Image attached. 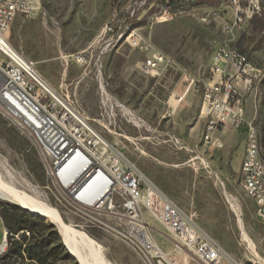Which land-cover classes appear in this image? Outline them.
<instances>
[{
  "label": "rangeland",
  "instance_id": "obj_1",
  "mask_svg": "<svg viewBox=\"0 0 264 264\" xmlns=\"http://www.w3.org/2000/svg\"><path fill=\"white\" fill-rule=\"evenodd\" d=\"M39 1L40 7L33 14L42 11L46 14L56 39L55 49L61 48L64 53L71 54L67 64L60 58L59 69L55 72L56 77H61L65 65H68L67 80L46 82L58 92H68L85 110L103 138L117 143L118 149L138 172L192 217L225 251L237 259H245L246 243L250 242L263 254L264 225L254 217L252 201L241 190L238 160L230 165L231 159H237L243 153V132L227 128L219 135L223 141L222 149L209 148L204 140V119L200 116L209 60L216 46L226 40L211 21L209 11L218 10L223 0H219L215 8L190 0L182 4L177 0H116L113 3L102 0L91 20L83 17L82 0ZM259 2L262 6L260 16L254 18L246 29L235 30L230 45L245 53L252 66L261 73L260 80L241 95L244 96V118L252 121L258 130L264 160V0ZM74 11H78L77 21L72 22ZM131 12L133 16H130ZM207 15L208 20L203 22L202 18ZM129 27L138 29L150 48L173 61L171 69L158 75L142 74L143 102L141 110L134 113V124L127 123L120 116L115 119L100 116L104 114L103 93L117 101L108 91L110 86L119 91L120 98L125 97L121 90L124 81H103L101 58L116 46L128 47L125 42ZM89 45L93 54L85 50ZM132 50L140 53L144 61L145 53ZM175 96L182 98L177 102ZM117 102L128 107L126 103ZM169 137L178 139L184 149L167 143ZM200 156L210 162L224 189L200 169ZM0 177L17 190L57 210L66 224L97 244L108 264H144L116 230L100 227L63 201L45 178L35 148L1 116ZM229 196L239 203V219L230 210ZM5 207H17L26 212L13 202L0 200V211ZM32 216L51 224L39 215ZM144 216L153 229L155 241L163 247L170 245L160 224L150 215ZM53 227L57 231L54 224ZM117 230L123 231L122 228ZM4 231L0 217V245Z\"/></svg>",
  "mask_w": 264,
  "mask_h": 264
},
{
  "label": "built area",
  "instance_id": "obj_2",
  "mask_svg": "<svg viewBox=\"0 0 264 264\" xmlns=\"http://www.w3.org/2000/svg\"><path fill=\"white\" fill-rule=\"evenodd\" d=\"M39 7V0H0V116L35 148L45 178L63 201L100 227L116 230L144 264H264V253L256 251L253 243H246L245 259L225 251L192 217L146 180L117 143L103 138L68 92L56 91L33 63L11 46L14 19L29 17ZM261 13L259 0H223L218 10L209 11L211 21L226 40L211 55L200 116L204 119V140L209 148L222 149L223 141L217 134L227 128L243 132L239 176L240 181L248 182V189L241 190L252 201L254 217L264 225V160L259 133L253 122L244 118V96L236 86L241 82L244 92L249 90L260 80L261 73L250 61L238 60V53H243L238 48H227L234 31L246 29ZM208 17L202 20L206 22ZM125 43L146 54L143 73L158 75L172 68L173 61L150 48L138 29ZM103 95L104 114L100 116H120L127 123H135L133 111L106 93ZM166 142L184 149L178 139L169 137ZM199 164L206 176L224 189L210 162L200 156ZM101 190L102 194L91 201ZM227 201L239 219L238 201L232 196ZM145 214L160 224L170 245L163 247L155 241ZM4 251L5 247L0 248V255Z\"/></svg>",
  "mask_w": 264,
  "mask_h": 264
},
{
  "label": "crops",
  "instance_id": "obj_3",
  "mask_svg": "<svg viewBox=\"0 0 264 264\" xmlns=\"http://www.w3.org/2000/svg\"><path fill=\"white\" fill-rule=\"evenodd\" d=\"M101 1L102 0L81 1V11L86 20H91L94 17L96 7ZM50 2L52 1L50 0ZM74 13L73 18L71 19L72 22L77 21L78 11H74ZM67 16L71 18L70 15ZM9 43L11 46L13 44L26 60L34 64L38 73L46 81H52L53 83L54 81L67 80L66 70L68 69V65H65L61 77H56L55 72L59 69L60 58L64 59L67 64L68 58L71 57V54L64 53L61 48L55 49L56 39L53 28L51 25H48L46 14L43 11L30 15L29 17L17 16L12 23ZM85 50L91 51L92 46L89 45ZM91 53L93 54V51H91ZM101 61L103 81H124L121 85V90L125 97L120 98L121 96L117 94L119 91L117 90V92L111 89L112 86L108 88V91L117 99V101L126 103L128 105V107L125 106L127 109H133L135 111H133L134 113H138L139 110H141L143 102L141 93L143 61L141 60V54L132 50L130 47L116 46L111 50L106 51L102 55ZM236 86L239 91L242 90L240 92H244V85L241 82H237ZM130 94L131 97H128ZM176 101L179 100L176 99ZM224 131L225 130L219 132L217 135L222 134ZM243 154L244 147L243 153L240 154L237 159H231L230 165L236 164L238 160L240 169Z\"/></svg>",
  "mask_w": 264,
  "mask_h": 264
},
{
  "label": "trees",
  "instance_id": "obj_4",
  "mask_svg": "<svg viewBox=\"0 0 264 264\" xmlns=\"http://www.w3.org/2000/svg\"><path fill=\"white\" fill-rule=\"evenodd\" d=\"M184 1L187 0H177L179 4ZM190 1L211 8L219 3V0ZM0 217L6 231V247L0 255V264H77L52 224H45L40 217L17 207L1 208Z\"/></svg>",
  "mask_w": 264,
  "mask_h": 264
},
{
  "label": "bare ground",
  "instance_id": "obj_5",
  "mask_svg": "<svg viewBox=\"0 0 264 264\" xmlns=\"http://www.w3.org/2000/svg\"><path fill=\"white\" fill-rule=\"evenodd\" d=\"M205 22V20H202ZM137 29L127 28L126 42L134 34ZM231 41H227V48L231 47ZM220 46V44L218 45ZM238 60L249 61L245 53H238ZM261 78V77H260ZM175 99L181 100V96H175ZM177 101V102H179ZM6 174L10 177L9 171ZM241 188L248 189V182L241 181ZM103 190L95 194L92 198L97 199ZM0 200L10 201L23 208L26 212L39 215L47 219L51 224H54L59 232L62 243L65 245L68 252L75 258L78 264H108L99 251L97 244L87 235L74 227L66 224L60 214L54 208L31 198L23 191L17 190L11 184L5 183L0 177Z\"/></svg>",
  "mask_w": 264,
  "mask_h": 264
},
{
  "label": "water",
  "instance_id": "obj_6",
  "mask_svg": "<svg viewBox=\"0 0 264 264\" xmlns=\"http://www.w3.org/2000/svg\"><path fill=\"white\" fill-rule=\"evenodd\" d=\"M53 225V224H52ZM58 232V231H57ZM59 234V232H58ZM60 236V235H59ZM62 242V241H61ZM63 244V243H62ZM64 245V244H63ZM3 247H6V231H4V236H3V241H2V244L0 245V248H3ZM65 247V245H64ZM66 249V247H65ZM67 250V249H66ZM68 251V250H67ZM69 253V252H68ZM70 254V253H69ZM71 255V254H70ZM72 256V255H71ZM73 257V256H72ZM74 258V257H73ZM75 259V258H74Z\"/></svg>",
  "mask_w": 264,
  "mask_h": 264
}]
</instances>
